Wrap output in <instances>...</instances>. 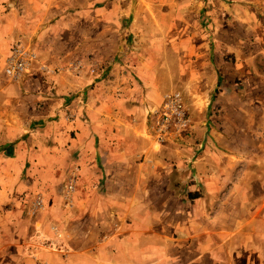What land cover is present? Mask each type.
Listing matches in <instances>:
<instances>
[{"label": "crops", "instance_id": "crops-1", "mask_svg": "<svg viewBox=\"0 0 264 264\" xmlns=\"http://www.w3.org/2000/svg\"><path fill=\"white\" fill-rule=\"evenodd\" d=\"M70 1L64 10L91 19L88 0ZM244 1L219 6L206 35L190 33V21L174 16L185 7L168 1L158 27L170 32L161 38L170 49L133 54V85L99 81L107 69L92 71L87 53L70 56L40 15L20 16L10 3L0 15V264H264V197L249 195L256 184L264 190V0ZM12 39L34 53L15 79L4 72ZM171 92L183 99L190 133L159 143L146 112ZM213 95L221 113L210 124ZM33 130L47 142L33 141ZM29 161L39 172L47 163L78 174L67 201L58 193L51 208L30 213L12 190L25 187L17 174ZM240 161L261 163V180L239 176ZM244 245L247 262L232 260Z\"/></svg>", "mask_w": 264, "mask_h": 264}, {"label": "rangeland", "instance_id": "rangeland-1", "mask_svg": "<svg viewBox=\"0 0 264 264\" xmlns=\"http://www.w3.org/2000/svg\"><path fill=\"white\" fill-rule=\"evenodd\" d=\"M168 1L170 0H88V3H90L92 7V14L90 16L91 19H89L82 18L79 14L72 13L71 10H64L65 6H69L68 8H71L72 5L70 4H72V1L70 0H0V15L8 11L10 3H16L20 8L23 7L21 10L22 12L19 14L20 16L24 15L26 17H30L33 15L34 18H36V16L38 17V15H40L39 20H41L43 24L50 27L47 34H58L61 37H64L61 41L65 42L63 46H65L66 50L70 53V56L74 55V53L79 55L80 53L85 52L87 53L85 56L89 58L91 63L94 60L96 61L95 63L90 64L92 71H96L95 65L100 66L99 71L104 68L107 69L104 75H101L100 72L96 74V79L99 80L102 76V81L106 82L108 85L115 82L120 83L122 81L125 84L133 85L138 78L136 77V74L134 75L132 69L136 64L140 63V61L137 62L136 57L133 54L137 53L139 56V53H142L147 56L150 52V54L156 53L158 58H160L164 57V52L168 49V47L170 49L168 41L166 43L164 42V39H161L170 36V32L168 30L165 31L163 27H158L159 23H161L162 26L164 24V7L168 6V3H170ZM174 1L178 5L185 7L184 11L179 7L180 10L174 15L175 19L177 21L189 20L190 26H192L190 33H197L198 35H206L205 33L210 30L213 25L214 18L216 17L215 12H217V8L219 6L222 4L228 5L230 3H237L240 5L241 2H245L244 0ZM39 4L40 6L50 5L56 8L58 13L53 11L48 13L46 16H44L43 13L36 14L33 12V6H37ZM24 7H26V9L29 8L30 12L26 14V11L24 12ZM138 7L140 10L135 12ZM149 8L153 10V14L150 10H148ZM220 14L221 13H219L218 16H220ZM224 16H226V14H224ZM225 18L228 19V17ZM166 21L170 23L168 18ZM33 22L34 21H32V23ZM35 33L37 32L35 31ZM18 35L19 34H16L15 37ZM146 36H155V44H140L139 42L141 41L139 40L141 37ZM112 38H114V40H111ZM36 40L37 45L35 47L39 49L46 47L54 41L52 38L50 39V37L47 40H40L38 38H36ZM85 40H87L86 43ZM13 41L14 40L12 39L8 42L7 49L11 48L14 43ZM17 42L21 43V41ZM54 47H58V45H53V48ZM118 54H120V56H118ZM117 56L118 60L114 61ZM231 57L232 56H224V60L232 61ZM160 61L161 60H158L156 63L158 64ZM171 64L172 62H170V66ZM163 68L164 66L160 67V70ZM121 79L122 81H119ZM172 88L177 87L174 86ZM214 98L215 97L213 95L210 99L211 101L207 105L208 109L206 121H209L210 124L213 123L221 113L220 109L215 104L217 101L214 100ZM213 101H215V103ZM33 131V141H39L38 139L40 138V141H45L44 143L47 142L44 140L46 136L44 135V130H40V133H38L37 130ZM189 133L190 129L187 132L182 134L180 133L175 136L178 137ZM26 135L30 137L31 134L30 132H27ZM26 147L31 148V146H29V141H27ZM254 160L260 161L258 158H254ZM255 161H251L252 163L240 161L239 176L245 177L244 180L246 177L252 176L253 172L256 182L261 180L260 175L262 173H260L259 170L263 168V165L261 163H256ZM26 167L27 168L22 173L17 174L18 179L23 181L25 187L22 189H17V187H15L12 190L14 191V194L16 193L17 196L24 201L25 204L30 206V213L34 214L42 208L46 209V206H50L51 208L52 205L56 203V197L59 195L58 193H62L64 196H62L64 198L63 200L67 201V198L69 197L66 185L68 184L69 177L72 174H69L66 177L64 174L59 172V169H55L47 163L44 164V167L40 172L37 171L35 165L31 167L30 161L27 162ZM75 177L76 187V182L79 177L78 174L75 175ZM18 183L20 182L18 181ZM256 186L259 187L257 184ZM256 186L253 190L249 191V195L251 196L254 193L256 199L258 197H264L263 188H257ZM238 192L239 196H244L246 190L240 189ZM38 195L42 197V206L35 208L33 203ZM31 210L35 212H31ZM33 222V220L30 221V229L35 228ZM242 247L244 248H239L236 252H233L231 256L232 260H237L242 263L247 262V257L251 254H247L246 245ZM223 255H225L224 252ZM227 257H229V254H227ZM224 258H226V255Z\"/></svg>", "mask_w": 264, "mask_h": 264}, {"label": "built area", "instance_id": "built-area-1", "mask_svg": "<svg viewBox=\"0 0 264 264\" xmlns=\"http://www.w3.org/2000/svg\"><path fill=\"white\" fill-rule=\"evenodd\" d=\"M34 59V53L29 46L16 42L9 49L5 59L4 72L11 78H17L25 72ZM80 64L73 65V69L79 70ZM146 117L152 134L159 143H164L171 137L189 131L191 120L188 110L179 92L167 93L161 102L147 109ZM75 175L69 177L66 185L67 193H71L75 187ZM35 208L42 206V197L37 196L34 203Z\"/></svg>", "mask_w": 264, "mask_h": 264}]
</instances>
